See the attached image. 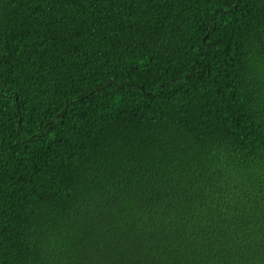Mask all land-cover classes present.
<instances>
[{
  "label": "trees",
  "instance_id": "16d2710c",
  "mask_svg": "<svg viewBox=\"0 0 264 264\" xmlns=\"http://www.w3.org/2000/svg\"><path fill=\"white\" fill-rule=\"evenodd\" d=\"M0 264H264V0H0Z\"/></svg>",
  "mask_w": 264,
  "mask_h": 264
}]
</instances>
